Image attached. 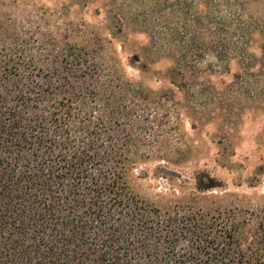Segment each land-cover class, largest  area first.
I'll use <instances>...</instances> for the list:
<instances>
[{
	"label": "trees",
	"instance_id": "16d2710c",
	"mask_svg": "<svg viewBox=\"0 0 264 264\" xmlns=\"http://www.w3.org/2000/svg\"><path fill=\"white\" fill-rule=\"evenodd\" d=\"M190 1L208 7L222 54L245 49L230 35L232 0ZM191 21L197 34L202 18ZM41 26L0 10V264H264V210L249 213L252 229L244 211L159 206L131 191L127 163L161 151L158 107Z\"/></svg>",
	"mask_w": 264,
	"mask_h": 264
},
{
	"label": "rangeland",
	"instance_id": "374dc122",
	"mask_svg": "<svg viewBox=\"0 0 264 264\" xmlns=\"http://www.w3.org/2000/svg\"><path fill=\"white\" fill-rule=\"evenodd\" d=\"M231 3L238 30L230 35L247 46L227 55L206 34L208 7L190 0H0V10L39 19L41 33L94 53L155 102L162 124L152 145L161 151L127 163L135 195L159 206L244 211L254 229L249 213L264 210V0ZM193 33L199 45L188 59L183 41Z\"/></svg>",
	"mask_w": 264,
	"mask_h": 264
},
{
	"label": "water",
	"instance_id": "95a60500",
	"mask_svg": "<svg viewBox=\"0 0 264 264\" xmlns=\"http://www.w3.org/2000/svg\"><path fill=\"white\" fill-rule=\"evenodd\" d=\"M213 186H214V185H213V182L209 181L208 187L211 188V187H213Z\"/></svg>",
	"mask_w": 264,
	"mask_h": 264
}]
</instances>
